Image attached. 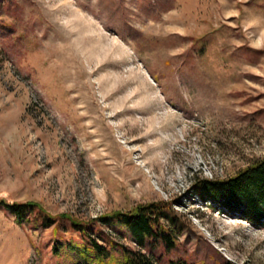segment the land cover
<instances>
[{"label":"rangeland","instance_id":"374dc122","mask_svg":"<svg viewBox=\"0 0 264 264\" xmlns=\"http://www.w3.org/2000/svg\"><path fill=\"white\" fill-rule=\"evenodd\" d=\"M262 157L264 0H0V201L34 206L0 203V264L85 261L89 239L264 264V218L202 192ZM150 202L174 216L170 250L114 217Z\"/></svg>","mask_w":264,"mask_h":264},{"label":"trees","instance_id":"16d2710c","mask_svg":"<svg viewBox=\"0 0 264 264\" xmlns=\"http://www.w3.org/2000/svg\"><path fill=\"white\" fill-rule=\"evenodd\" d=\"M202 188L204 195L222 202L233 210H241L248 220L259 222L264 218V157L241 167L236 173L219 182L205 180ZM0 203L19 218L25 217L26 213L34 210V206L30 203L6 201H0ZM169 210V206L164 202H150L141 204L128 212H120L114 217L119 218L120 223L129 229L141 246L155 248L161 242L167 250H170L174 247L177 237L171 225L163 222L164 217H169L171 223L176 224ZM75 223V226L80 228L79 222ZM89 242L88 248L82 246L81 249L86 260H77L74 264H158L157 259L143 249L124 248L121 256L116 257L97 240L89 239ZM172 264L188 263L177 260ZM222 264L235 263L227 261Z\"/></svg>","mask_w":264,"mask_h":264},{"label":"bare ground","instance_id":"6f19581e","mask_svg":"<svg viewBox=\"0 0 264 264\" xmlns=\"http://www.w3.org/2000/svg\"><path fill=\"white\" fill-rule=\"evenodd\" d=\"M86 20V21H88V23L89 24H87L86 26H84L82 23H81V20ZM84 21H83V23H84ZM78 24V29H77V31L79 32V33H81V37L80 38H78V39H76V40H74L73 41V43H74V46H75V49H76V51H78V52H80L81 53V56H82V51H83V47L82 46H80L81 45V43H86V42H96L97 44H94V47H93V53H92V55H95V53L94 52H96L97 51V49H98V47L101 45L100 43L102 42L101 41V37H102V35H101V37H99V36H96V37H94V36H85V34H84V32L85 31H87V29L89 28V27H91V26H94V28L96 27L95 26V24L90 20V19H87L86 17H83V16H81L80 14H79V18H78V22H77ZM82 24V25H81ZM95 30V29H94ZM72 35H73V33L72 34H68V35H63V37L65 38V39H70V38H72ZM100 35V34H99ZM99 41H101L100 43H99ZM81 42V43H80ZM69 43H71V42H69ZM98 43H99V45H98Z\"/></svg>","mask_w":264,"mask_h":264}]
</instances>
